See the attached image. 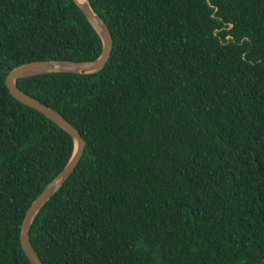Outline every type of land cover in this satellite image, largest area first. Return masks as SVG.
I'll list each match as a JSON object with an SVG mask.
<instances>
[{
	"label": "trees",
	"instance_id": "16d2710c",
	"mask_svg": "<svg viewBox=\"0 0 264 264\" xmlns=\"http://www.w3.org/2000/svg\"><path fill=\"white\" fill-rule=\"evenodd\" d=\"M89 2L107 65L17 81L86 142L29 231L42 263L264 264V0ZM102 50L74 0H0V264H32L26 214L75 149L6 77Z\"/></svg>",
	"mask_w": 264,
	"mask_h": 264
},
{
	"label": "water",
	"instance_id": "95a60500",
	"mask_svg": "<svg viewBox=\"0 0 264 264\" xmlns=\"http://www.w3.org/2000/svg\"><path fill=\"white\" fill-rule=\"evenodd\" d=\"M89 22L93 25L98 35L101 38L103 44V50L101 56L95 60L85 62H73V61H36L20 66L16 69L9 71L6 77V86L10 94L19 102L26 106L37 110L49 120L60 126L67 131L75 142L74 153L64 168V170L55 178L39 195V197L33 202L32 206L28 210L22 230H21V245L22 248L32 264H43L37 252L35 251L30 238L29 231L31 226L45 204L50 201L64 186L66 181L73 174L77 166L79 165L86 147L85 139L75 129V127L56 109L43 104L40 100L33 98L24 91H22L17 81L23 78H29L42 74L53 73H69V74H81L90 75L101 71L108 63L112 51H113V35L106 24V22L95 13L92 9L89 0L87 4L81 3L79 0H74Z\"/></svg>",
	"mask_w": 264,
	"mask_h": 264
},
{
	"label": "bare ground",
	"instance_id": "6f19581e",
	"mask_svg": "<svg viewBox=\"0 0 264 264\" xmlns=\"http://www.w3.org/2000/svg\"><path fill=\"white\" fill-rule=\"evenodd\" d=\"M83 4H87V0H79Z\"/></svg>",
	"mask_w": 264,
	"mask_h": 264
}]
</instances>
